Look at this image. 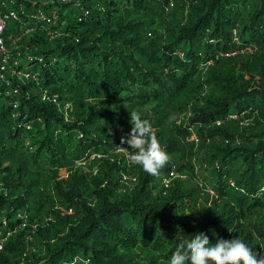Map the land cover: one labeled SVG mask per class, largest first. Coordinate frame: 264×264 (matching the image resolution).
Segmentation results:
<instances>
[{"label":"trees","instance_id":"obj_1","mask_svg":"<svg viewBox=\"0 0 264 264\" xmlns=\"http://www.w3.org/2000/svg\"><path fill=\"white\" fill-rule=\"evenodd\" d=\"M58 10L23 38L34 78H0V233L12 232L0 264H20L29 243L22 264H167L201 231L264 259V0ZM132 112L168 153L158 175L119 154Z\"/></svg>","mask_w":264,"mask_h":264},{"label":"clouds","instance_id":"obj_2","mask_svg":"<svg viewBox=\"0 0 264 264\" xmlns=\"http://www.w3.org/2000/svg\"><path fill=\"white\" fill-rule=\"evenodd\" d=\"M130 121V134L121 138V143L131 146V150L125 153L127 159L142 167L144 172L158 175L169 160L168 153L161 147L148 120L132 112ZM248 245L238 237L220 238L212 243L207 234L196 232L191 239L183 240L176 247L167 264H264V259H258V254Z\"/></svg>","mask_w":264,"mask_h":264},{"label":"built area","instance_id":"obj_3","mask_svg":"<svg viewBox=\"0 0 264 264\" xmlns=\"http://www.w3.org/2000/svg\"><path fill=\"white\" fill-rule=\"evenodd\" d=\"M71 0H0V78L6 72L16 73L20 80L34 78L30 70H25L23 66L31 65L34 62L33 56L28 53L29 46L24 43L23 38L35 30L34 24L54 25L59 16V7ZM87 10L84 11V15ZM80 19V17H79ZM48 38L57 36L53 31L47 30ZM255 47H246L241 52H254ZM232 52L223 53L228 56ZM20 69L14 71L13 68ZM41 99L51 101L50 94L43 92ZM247 111H243L242 114ZM191 139L197 143L198 137L195 133L191 134ZM98 155L92 154L90 159L97 158ZM174 166L168 171V177L164 179V185L168 186L171 179L176 177ZM122 180L127 181L128 176L122 175ZM11 231L7 230L0 233V251L3 249L4 242L11 236ZM32 237V236H31ZM30 247L23 251L20 257V264L24 263L29 256Z\"/></svg>","mask_w":264,"mask_h":264},{"label":"rangeland","instance_id":"obj_4","mask_svg":"<svg viewBox=\"0 0 264 264\" xmlns=\"http://www.w3.org/2000/svg\"><path fill=\"white\" fill-rule=\"evenodd\" d=\"M70 1V0H69ZM246 52V51H245ZM242 53H244V52H241V51H239V53L237 54V55H239V56H241V54ZM242 58H245V57H242ZM258 78L256 77V80H257ZM255 80V81H256ZM125 148V149H124ZM129 149H127L126 147H123L120 151H119V154L120 155H124L126 158H127V156L125 155V153L128 151ZM128 160V159H127ZM129 161V160H128ZM130 162V161H129ZM83 170H86V168H84ZM185 173V172H184ZM68 175H69V172L66 170V169H61L60 171H59V176L61 177V178H67L68 177ZM128 176V175H127ZM122 182H126V181H123V180H121ZM74 196L75 195H73V196H71V197H73L74 198ZM60 208V210H61V213H70V212H72L70 209H68V210H65V208L64 207H59ZM53 220V219H52ZM25 239L26 240H28L29 242H33V240H32V237L31 236H25ZM29 245H31L30 243H29ZM29 245H27V246H29ZM35 247H36V244H35ZM34 248V246L32 247L31 246V248H30V250H29V254L31 253L30 251H31V249H33ZM30 256V255H29ZM28 256V257H29ZM31 257V256H30ZM29 264H34V261L32 262H29Z\"/></svg>","mask_w":264,"mask_h":264}]
</instances>
